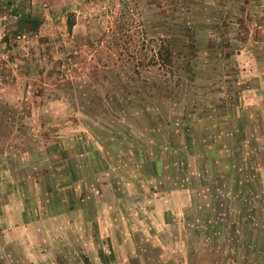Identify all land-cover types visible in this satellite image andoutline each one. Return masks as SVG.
I'll use <instances>...</instances> for the list:
<instances>
[{"label":"rangeland","instance_id":"1","mask_svg":"<svg viewBox=\"0 0 264 264\" xmlns=\"http://www.w3.org/2000/svg\"><path fill=\"white\" fill-rule=\"evenodd\" d=\"M4 1L0 245L17 237L14 256L28 264H264L263 236L221 203L234 186L235 194L262 197L260 233L264 102L248 100L264 84V0ZM18 14L39 17L38 30L20 32ZM182 17L195 40L189 60L175 59L172 74L155 61L146 66L163 24ZM155 82L170 98L156 101ZM203 127L205 147L220 150L209 165L206 155L187 158L189 129L197 151ZM220 180L232 182L226 195ZM190 184L202 191L194 188L189 220L146 218ZM203 204L211 208L205 220ZM243 204L244 213L256 207ZM6 226L18 233L1 235Z\"/></svg>","mask_w":264,"mask_h":264},{"label":"crops","instance_id":"2","mask_svg":"<svg viewBox=\"0 0 264 264\" xmlns=\"http://www.w3.org/2000/svg\"><path fill=\"white\" fill-rule=\"evenodd\" d=\"M6 1H8V0H5L2 5L8 7L10 3L6 2ZM241 71L243 72V69H241ZM238 83L240 84V82L237 81L236 82V87L237 86L238 87L240 86ZM240 91L243 92V89L240 90ZM259 92L263 94V97L262 98L260 97V93L255 94V93L252 92V97H251L250 100H248V102H264V84H261L260 91ZM242 99L243 98H241L240 100H242ZM203 117H206V116H203ZM198 120H199V118L197 119V121ZM178 123H181V122L180 121L175 122V123L172 122L169 126L171 127V126H173V124L174 125H177ZM213 125L216 126V123L214 122ZM181 126L182 125L177 126V127H181ZM176 130H177V128H175L172 131H176ZM180 130H182V128H180ZM205 130H206L205 127H203V129L200 131L201 133L199 132V134H201V137L199 139H196V141L198 142L199 140L202 139V144L200 145L199 143H196L197 144L196 146L198 147V150L196 151V150H194V144H193L194 140H191V142H190V138L193 137V133H195L194 132V128H193V130H192V128L189 129V132H190L188 134L189 146L192 145V150L189 148V146L187 147V150H188L187 158H188V156H189V158L190 157H192V158L195 157V160H198L199 158H202L203 159L205 157V155H206L207 156L206 157L207 158L206 159L207 160L206 161L207 164L208 163L211 164L210 163L211 162V156L213 154L214 155L218 154V152L220 150L217 149V148H206L205 147V142H204V138H203V136L205 134L207 135V133L205 132ZM216 149H217V151H216ZM214 163L216 164V162H214ZM226 164L227 163L225 162L224 163V166L222 168H226V166H225ZM228 164H230V163H228ZM212 167L213 166L211 165V168ZM202 168H203V166L200 167V168H198V171L195 172L196 175L199 177L198 182L199 183L200 182H203L201 184V186L203 184L205 185V183L206 184L208 183V182H205V178L203 177V170H202ZM209 168H210V166H209ZM170 174H172V175H175L176 174L175 167H173V169L170 172ZM189 174L191 175V172H189ZM190 178H192V177L190 176ZM220 181H221V184L218 186V188H220V189H217V190H220L218 193L219 194L221 193L220 195H226L225 194L226 191H227L226 188H228V184H231L232 182H229V183L226 184L222 180H220ZM175 182H177V181H175ZM234 185H235V183H234ZM188 187H189V190H187L186 192H183L184 191L183 188H185V187H181L182 189L178 190V192L176 191V192H173L172 193L171 198H165L166 200L162 199V201L160 203H158L154 207L153 212H150V211L148 212L146 218H148V219L154 218L155 220H157L159 218L160 219H164V215H165V213H167L165 215V217L168 216V218H170V219L174 218L175 220H180V219H187V220H189L190 217H189V210H188V208H190L189 206L192 203V200H193V197H194V193H195L194 190L195 189H198L199 190L198 194L201 195L200 192L202 191V189H201V187L199 188V187L193 186L191 184L188 185ZM237 190H238V186H234V190L232 192L233 194H231V195H233V197L225 198L224 200H222L221 203H223L224 201L231 202L230 203L232 205L231 208L234 207V209H233L234 210L233 211L234 215L233 216H234V218L236 220H238V222H239L238 224H240L242 222L241 227L242 226H245L253 234H261V233L264 234V226H261V230H260V233H259V230H258L257 224H256V221H257L256 214H258V211H256V210L259 208L258 204L260 202L261 203L263 202L262 201V197H259L257 194H256V196H254L253 193L252 194H249V195H243V196L241 194H235ZM209 193H211V192H209ZM209 193H207V194L209 195ZM216 197L219 198L220 196L216 195ZM230 198H233V200H231ZM180 200H183V201H180ZM243 203H247V204L253 203V204H256V207L254 205L251 208H250V206H247L248 208H246V211H248L249 208L252 211L251 212L249 211V212H245L244 213V204ZM220 207H222V206H219V208H217V210L220 209ZM209 211H211V208L209 210L207 204H203L202 207L199 206L198 214H202V216H204L203 218H200V219L201 220H205L206 214ZM193 214H195L197 216V212L193 211ZM240 214H243V215L241 217H238L237 215H240ZM195 215H192V216H195ZM195 219H197V218H195ZM174 222L171 223V221H170V224H174ZM235 224H236V222H234V223L231 222L229 224V226H228V229L233 230L235 228ZM14 228L15 227L6 226V230L1 231V235H3V233L5 231H6L5 234H10V235L13 234V235H16V233H18V232L15 231ZM222 228L226 232V226H223ZM17 235H19V237H21L20 236V233L17 234ZM11 239H12V237H11ZM13 240L14 241L12 243L9 242V241L8 242L3 241V244L0 245V247H3V252H2V254H0V264H28V263L25 262L27 259H23V258L20 259V257L18 255L17 256H14L15 253L18 252V249H19L21 243L19 242V239H17V237L13 238ZM21 248L24 251H29V248H28L27 245H25L24 248L23 247H21Z\"/></svg>","mask_w":264,"mask_h":264},{"label":"trees","instance_id":"3","mask_svg":"<svg viewBox=\"0 0 264 264\" xmlns=\"http://www.w3.org/2000/svg\"><path fill=\"white\" fill-rule=\"evenodd\" d=\"M163 1H168L169 3H171L173 0H163ZM184 1L185 0H182V3ZM180 19H181V22L179 24L178 22L172 25L171 24L165 25V23L163 24L162 31L164 33L163 35H161V37L158 38L159 43L157 46V51L155 55L148 58L147 63L145 64L146 66L158 64L166 68V70L170 74H172V69L175 64L174 61H176L175 59L180 58V56H182L183 60H186V59L189 60V57L192 54V51L195 47V44H194L195 40L192 39L193 40L192 41L190 39L194 37L193 31H192L193 29L191 28V25H188V21H185V19H187L186 17H182ZM41 22L42 20L37 16L18 14V29L20 32H35L38 30L39 26L41 25ZM73 25H74L73 22L68 23L67 28L69 32L71 31ZM165 34H167V36H165ZM126 42L131 43L132 41L129 39ZM171 42H176L179 44L176 47H173V45H170ZM140 49L143 50L145 48L140 47ZM126 50L127 51L130 50L128 51L129 56H131L129 58L133 59L134 57L133 52L135 51L134 47L131 49L126 48ZM154 61L157 62V64L154 63ZM184 64L186 65L184 69H187L188 62H184ZM192 78L193 77L191 76L189 79L192 80ZM154 86L156 88V93H155L156 101L162 100L163 98H170L171 90L169 88L165 89V87L162 84L158 85L156 84V82L154 83ZM152 96H153L152 94L146 97L145 95H143L142 98H145L146 100V98H152ZM258 235L259 236L262 235L264 238V234H258ZM254 250H256V252L258 253V250L256 248H254ZM260 252H262V250Z\"/></svg>","mask_w":264,"mask_h":264},{"label":"flooded vegetation","instance_id":"4","mask_svg":"<svg viewBox=\"0 0 264 264\" xmlns=\"http://www.w3.org/2000/svg\"><path fill=\"white\" fill-rule=\"evenodd\" d=\"M261 136H262V139H264V133L263 132H262ZM208 165H209V163H208Z\"/></svg>","mask_w":264,"mask_h":264}]
</instances>
